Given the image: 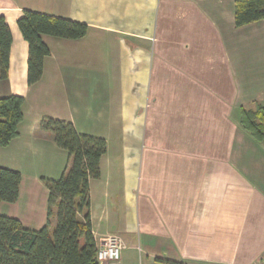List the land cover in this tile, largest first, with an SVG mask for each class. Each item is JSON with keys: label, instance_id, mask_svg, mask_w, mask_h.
I'll return each mask as SVG.
<instances>
[{"label": "crops", "instance_id": "crops-1", "mask_svg": "<svg viewBox=\"0 0 264 264\" xmlns=\"http://www.w3.org/2000/svg\"><path fill=\"white\" fill-rule=\"evenodd\" d=\"M26 9L88 25L78 39L42 35L49 54L32 85ZM233 11L234 0H0L11 34L0 97L24 98L18 135L0 147V167L20 172L18 197L0 214L46 223L41 178L68 160L38 128L53 117L106 140L91 232L123 247L100 264H262L264 139L239 116L264 106V19L236 27Z\"/></svg>", "mask_w": 264, "mask_h": 264}, {"label": "trees", "instance_id": "trees-1", "mask_svg": "<svg viewBox=\"0 0 264 264\" xmlns=\"http://www.w3.org/2000/svg\"><path fill=\"white\" fill-rule=\"evenodd\" d=\"M233 13L236 27L262 20L264 0H234ZM17 25L28 44V85L40 79L43 59L49 54L43 34L78 39L88 30L83 22L27 9L17 19ZM10 44V30L0 15V79L8 74ZM23 103L20 95L0 97V147L18 135ZM239 123L253 139L262 141L264 106L254 102L250 107H241ZM38 128L49 132L56 145L66 151L67 164L58 178H41L48 197L46 223L40 229H28L18 219L0 214V264H100L90 225L89 181L99 177L106 140L80 133L70 121L53 117L41 118ZM19 183V171L0 167V202H14Z\"/></svg>", "mask_w": 264, "mask_h": 264}, {"label": "built area", "instance_id": "built-area-1", "mask_svg": "<svg viewBox=\"0 0 264 264\" xmlns=\"http://www.w3.org/2000/svg\"><path fill=\"white\" fill-rule=\"evenodd\" d=\"M95 240L97 245L96 257L99 263H114L119 260L120 251L123 247L119 236L108 234Z\"/></svg>", "mask_w": 264, "mask_h": 264}]
</instances>
